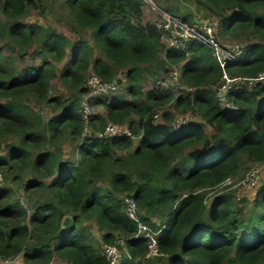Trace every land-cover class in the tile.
<instances>
[{"label": "trees", "instance_id": "obj_1", "mask_svg": "<svg viewBox=\"0 0 264 264\" xmlns=\"http://www.w3.org/2000/svg\"><path fill=\"white\" fill-rule=\"evenodd\" d=\"M192 2L219 19V38L246 43L224 69L197 40L186 50L168 48L165 29L143 18L145 0H64L75 40L24 24L32 0L0 5V256L21 253L25 264H109L87 221L104 244L127 239L132 259L122 264H264V186L239 202L232 194L207 202L208 190L238 176L245 162L264 164V83L231 90L235 110L222 108L213 90L223 71L247 77L264 72V0ZM180 10L173 12L192 23L191 13ZM5 49L34 63L20 69ZM174 67L193 93L144 90L145 73L158 77V70ZM120 72L128 97L91 99L105 116H94L89 125H125L135 138L83 139L88 78L114 82ZM56 80L68 98L52 95ZM32 103L54 114L43 117ZM170 103L180 114L198 117L176 127L173 113H158ZM65 141L77 160L66 153ZM17 190L39 196L30 214ZM129 196L141 220L158 232L157 256L146 258L148 241L134 237L137 224L125 212Z\"/></svg>", "mask_w": 264, "mask_h": 264}, {"label": "built area", "instance_id": "obj_2", "mask_svg": "<svg viewBox=\"0 0 264 264\" xmlns=\"http://www.w3.org/2000/svg\"><path fill=\"white\" fill-rule=\"evenodd\" d=\"M163 21H158L157 26L165 29L166 46L178 50H186L191 40H197L211 49L218 64L224 69L228 62L237 61L243 52V47L224 42L218 36L219 19L216 17L203 16L201 13H194L192 23L186 22L182 17H175L162 9L158 10ZM164 39V38H163ZM188 54V53H187ZM264 83V72L256 76H231L223 71L218 84L213 86L215 97L222 108L235 110L236 106L229 98V93L233 89H252L258 84ZM158 88L171 90L175 93H193L194 88L188 87L181 82V71L174 67L168 76L157 83ZM88 93L81 99V113L85 121L83 139H109L116 137H133L131 130L125 125L107 123L103 130H95L89 125V121L94 117V107L90 100L98 97L114 94L118 91L117 82H107L102 78L91 75L87 80ZM194 112L188 111L182 115H177L174 119L175 126H183L194 121ZM264 173V164H255L247 172L242 185L247 190L257 188ZM228 180V179H227ZM224 183V182H223ZM222 183V184H223ZM125 212L130 219L136 222L137 232L135 238H143L148 241V252L146 258L159 255L157 234L140 218L137 202L134 197L125 198ZM103 255L109 264H122L125 260H131L132 255L128 248V241L124 237L117 238L114 244L103 246ZM0 264H25L21 253L15 257L5 258L0 256Z\"/></svg>", "mask_w": 264, "mask_h": 264}, {"label": "rangeland", "instance_id": "obj_3", "mask_svg": "<svg viewBox=\"0 0 264 264\" xmlns=\"http://www.w3.org/2000/svg\"><path fill=\"white\" fill-rule=\"evenodd\" d=\"M5 0H0V5L4 3ZM33 5L29 6L27 8L25 17L23 19L24 24H34L38 23L46 28H50L52 30H55L58 34L64 35L69 40H75L74 34L71 33L68 26L65 22V17H67L66 13L64 12V9L62 8V2L64 0H32ZM145 15L147 17H151L152 20L156 19L157 21H163L162 16L158 13L159 9H162L164 11H167L169 14L175 17H183V16H176L173 11H181L180 9L184 8L187 10L190 14V18H192V21L194 19V13H201L203 16H209L212 17V15L208 14L205 10H198L195 5L193 4L192 0H158L156 3L152 0H145ZM181 8H180V7ZM192 10V12H191ZM1 16V11H0ZM145 16V17H146ZM144 18V17H143ZM146 18H144L145 20ZM147 21V20H146ZM167 35L164 37V42L166 43ZM224 42L229 44H235L244 47L246 45L245 41L242 39H232L228 37H221ZM4 55L11 56L13 59H15V63L18 66V68H24L27 65H30L34 63V60L31 58V56H25L23 58L18 57L16 51H12L5 49ZM39 60L37 59L36 63H38ZM121 73V74H120ZM117 77V83L119 80H122V83H118V91L114 94H108L107 98H113L118 96H126V84H125V77L123 72H120ZM155 74L158 75V77L152 76L150 74L144 75L143 80V88L144 90H150L154 87H157V83L166 78L169 73H162L160 70H158ZM120 80V81H121ZM179 94V93H177ZM52 95H62L66 98L69 97L67 90L63 87V85L59 81H54L52 84ZM128 97V96H126ZM33 107L37 109V111L41 112L42 116H51L54 114V111L51 110L49 107H44V105H36L35 103L31 104ZM171 112L173 113L174 117L177 115H182L180 112L176 110V107L174 103H170L163 107V109H160L158 113L162 114L164 112ZM95 117L105 116V111L102 107H94ZM207 131H211V128H206ZM64 148L66 153H69L71 160H77V151L74 150L73 144H71L68 141L64 142ZM255 165L251 162H245L243 170L241 173L236 176L235 178H230L226 180L223 184H221L218 188L214 190H208L207 195V202L208 204L217 196L220 195H226V194H232L234 197H236V201H241L250 191L255 190L258 192L262 187L264 186V173L261 178V182L257 188L247 190L243 187L242 181L245 179L247 172L250 170V168ZM27 176H25L26 179ZM5 180L0 174V184L4 185ZM16 198H18L23 205V207L29 212V214L33 211V206L37 203L39 200V196H29L26 195L23 191L17 190L16 191ZM243 206H245V212L246 214L251 212L250 204L243 203ZM256 214V212H254ZM85 226H88L89 232L92 235V238L94 239V245L100 249L103 250V246L105 245L104 242H102L100 238V232L97 230L95 226L92 224L90 225L87 221H84L83 223ZM52 264H67L63 261L56 260Z\"/></svg>", "mask_w": 264, "mask_h": 264}, {"label": "water", "instance_id": "obj_4", "mask_svg": "<svg viewBox=\"0 0 264 264\" xmlns=\"http://www.w3.org/2000/svg\"><path fill=\"white\" fill-rule=\"evenodd\" d=\"M63 224H64V227L65 228H70L71 227V225H72V219H71V217H66L65 219H64V222H63Z\"/></svg>", "mask_w": 264, "mask_h": 264}, {"label": "crops", "instance_id": "obj_5", "mask_svg": "<svg viewBox=\"0 0 264 264\" xmlns=\"http://www.w3.org/2000/svg\"><path fill=\"white\" fill-rule=\"evenodd\" d=\"M152 1H153V0H152ZM157 1H158V0H157ZM157 1H156V3H159V2H157ZM159 1H160V0H159ZM145 16H146V15H145V11H144V18H146L145 21H146V20H147V21H157L156 19H153V20H152L151 17H147V16L145 17ZM206 128H208V127H206ZM208 129H209V128H208Z\"/></svg>", "mask_w": 264, "mask_h": 264}, {"label": "clouds", "instance_id": "obj_6", "mask_svg": "<svg viewBox=\"0 0 264 264\" xmlns=\"http://www.w3.org/2000/svg\"><path fill=\"white\" fill-rule=\"evenodd\" d=\"M115 82H116V81H115ZM183 126H184V125H183ZM176 127H180V126H176ZM131 138H133V139H134L135 137L133 136V137H131Z\"/></svg>", "mask_w": 264, "mask_h": 264}]
</instances>
